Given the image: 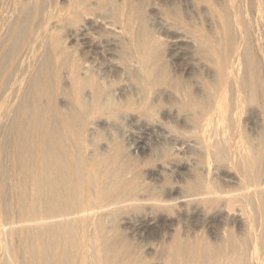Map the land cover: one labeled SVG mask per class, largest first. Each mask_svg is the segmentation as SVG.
Here are the masks:
<instances>
[{
	"label": "bare ground",
	"instance_id": "bare-ground-1",
	"mask_svg": "<svg viewBox=\"0 0 264 264\" xmlns=\"http://www.w3.org/2000/svg\"><path fill=\"white\" fill-rule=\"evenodd\" d=\"M1 131L0 264H264V0H0Z\"/></svg>",
	"mask_w": 264,
	"mask_h": 264
},
{
	"label": "rangeland",
	"instance_id": "rangeland-1",
	"mask_svg": "<svg viewBox=\"0 0 264 264\" xmlns=\"http://www.w3.org/2000/svg\"><path fill=\"white\" fill-rule=\"evenodd\" d=\"M183 6V4H181ZM185 11V9H184ZM187 12H191L190 15L194 20L197 22H203V18L205 20V15L203 16L201 14L193 13L195 11H191L189 8ZM189 15V14H188ZM196 17V18H195ZM202 20V21H201ZM180 53V52H179ZM119 130H120V142L125 147V149L128 151L129 149H134L135 142H140L144 149H136L134 152L132 150L131 158L141 160L145 157H148L149 155H158L159 147H161V142H159V139L157 138V135L155 133H150L146 131L142 126H140L138 123H119ZM248 128H252L251 125H248ZM253 130V128H252ZM3 131L0 132V144L3 139ZM189 158V155L183 156L181 159L182 164H185L187 159ZM158 165V163H156ZM143 171L151 172L154 169V166H146L141 168ZM181 175H186L187 171L184 169H181L178 171ZM167 175H169V179L176 180V176L174 174H166L164 177L167 179ZM153 179H155L153 177ZM148 182H153L148 180ZM215 224V225H214ZM218 226V222H211L209 223L208 227L214 229ZM166 230V224H164L161 220H150L146 222L139 221L138 218H131L130 223L124 227V234L128 238L130 242L135 244L138 248L144 250L147 247H149L151 244L155 243L156 237L161 233V230ZM152 264H164L162 260H156L152 261Z\"/></svg>",
	"mask_w": 264,
	"mask_h": 264
}]
</instances>
